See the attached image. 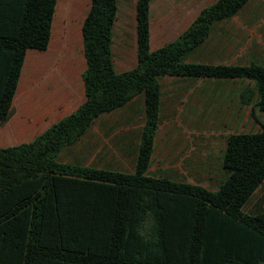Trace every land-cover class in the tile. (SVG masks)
<instances>
[{"label": "trees", "instance_id": "16d2710c", "mask_svg": "<svg viewBox=\"0 0 264 264\" xmlns=\"http://www.w3.org/2000/svg\"><path fill=\"white\" fill-rule=\"evenodd\" d=\"M247 2L217 0L175 41L150 52V0H137V65L117 74L110 51L116 1L91 0L82 24L85 101L33 141L0 149V264H264V209L243 211L264 183V125L226 137V176L215 192L147 174L159 124L158 77L253 81L258 100L251 115L254 107L264 113V66L183 62L213 22ZM16 3L20 12L0 24V53L7 58L0 120L7 118L25 51L47 48L56 0ZM139 94L144 125L133 173L58 161L93 119ZM250 96L244 90L241 103Z\"/></svg>", "mask_w": 264, "mask_h": 264}, {"label": "crops", "instance_id": "0c3cea01", "mask_svg": "<svg viewBox=\"0 0 264 264\" xmlns=\"http://www.w3.org/2000/svg\"><path fill=\"white\" fill-rule=\"evenodd\" d=\"M115 1L117 10L111 31L110 51L113 69L119 74L137 65V0ZM216 1L150 0L149 51L154 52L175 41L201 10ZM90 4L91 0H56L47 48L44 51H25L7 118L0 120V149L33 141L85 101L81 78L86 69L82 24ZM20 10L16 0H0V24L6 22L9 25L7 17ZM263 17L264 11L258 6L257 0H248L231 18L213 22L206 39L183 62L211 66H264V37H258L256 33L258 26L263 27ZM6 69L7 58L0 53V84ZM248 81L239 78L158 77L159 124L154 145L161 110L166 106L170 123L181 126L182 130L183 126H196L204 148L195 157L189 154L181 156L172 165L174 169L176 167L186 173L210 172L207 128L210 125L250 122V108L258 97ZM246 88L252 90L253 95L248 104H242L241 94ZM257 116L253 115L254 118ZM143 125L144 97L139 94L121 108L93 119L87 130V146L63 148L66 150L60 151L58 161L80 165L74 163L80 154L87 156V167L133 173ZM73 148L78 152L76 155ZM65 151L71 159L61 158ZM196 185L208 188L202 183ZM16 247H21V242Z\"/></svg>", "mask_w": 264, "mask_h": 264}, {"label": "rangeland", "instance_id": "374dc122", "mask_svg": "<svg viewBox=\"0 0 264 264\" xmlns=\"http://www.w3.org/2000/svg\"><path fill=\"white\" fill-rule=\"evenodd\" d=\"M258 6L262 8L264 11V0H257ZM264 19V17H263ZM257 35L258 37H264V23L263 27H257ZM248 81V80H247ZM254 87V91L256 92V88L253 81H248ZM248 84V83H247ZM250 90L249 88H246ZM244 89V90H246ZM252 98L253 92L250 90ZM257 95V92H256ZM258 97V96H257ZM253 106L250 108V112ZM253 115H258L259 118H254L251 114L250 122L241 125H210L207 128V132L209 134V142L207 143V148L209 151L208 162L210 164V172L202 173H186L179 171L172 167L174 162H176L181 156L184 154L199 155L201 151H203V147L201 146V136L197 132L198 130L195 128L196 126H183L184 130H182L181 126H175L170 123L171 118H169V110L166 106H164L161 110V119L159 130L156 137V142L154 145V151L152 154L151 164L149 168L148 175L152 177H165L173 181L177 182H186L191 184H204V186H208V190L215 191L218 184L222 183L224 180L226 173L224 172L221 162L222 155L225 149L226 137L229 134L236 133H256L260 131V125H264V114L258 111L254 107ZM195 129V130H194ZM75 146H87V132L74 144ZM72 148V147H71ZM66 150V149H63ZM74 155L78 153L75 148ZM72 155V154H71ZM79 157L74 161V163H78L80 165L88 166L87 156H82L78 154ZM63 160L71 159L68 156L66 151L61 155ZM74 158V157H72ZM71 164V163H70ZM73 165V164H72ZM264 209V183L260 186V188L254 193L251 199L244 206L243 211L246 213H255Z\"/></svg>", "mask_w": 264, "mask_h": 264}]
</instances>
